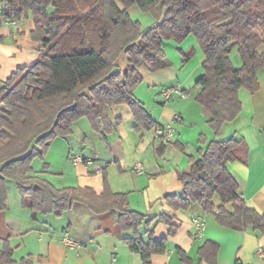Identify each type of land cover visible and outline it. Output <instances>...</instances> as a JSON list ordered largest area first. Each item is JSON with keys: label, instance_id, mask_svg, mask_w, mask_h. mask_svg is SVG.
<instances>
[{"label": "trees", "instance_id": "trees-1", "mask_svg": "<svg viewBox=\"0 0 264 264\" xmlns=\"http://www.w3.org/2000/svg\"><path fill=\"white\" fill-rule=\"evenodd\" d=\"M2 1L0 18L31 17L30 38L41 46L31 65L0 81V210L7 207L6 183L12 180L22 206L32 215L60 216L76 202L96 214L110 212L120 229L131 233L123 238L130 251L139 255L142 264H151L152 255L166 251V240L152 238L149 226L154 219L129 209L127 194L112 191L105 174L99 194L90 187L57 188L34 174L32 160L42 158L53 139L70 136L73 124L82 117L105 140L122 121L108 115L113 105H127L134 131L154 129L155 121L134 94L142 81L136 67L143 65L149 71L165 67L164 41L181 42L189 35L203 55L194 100L208 112L207 125L218 136L222 124L240 112L239 89L258 90L257 72L264 67V0ZM133 5L151 12L155 25L143 30L129 15ZM234 49L239 66L230 59ZM194 52L193 47L181 51L183 62ZM120 55L126 60L124 72L116 68ZM244 152L242 140L211 139L197 158L188 155L187 170L178 172L182 195L164 196L166 205L176 211L198 203L225 228L264 233V214L246 206L225 166L244 162ZM215 195L218 207L211 202ZM172 218L162 212L157 220L173 233ZM142 224L147 227V240L138 229ZM12 251L3 240L0 264H31L29 256L13 260ZM217 251V243L206 239L198 255L214 264ZM177 253L182 262L190 263L183 250L178 248Z\"/></svg>", "mask_w": 264, "mask_h": 264}, {"label": "crops", "instance_id": "crops-1", "mask_svg": "<svg viewBox=\"0 0 264 264\" xmlns=\"http://www.w3.org/2000/svg\"><path fill=\"white\" fill-rule=\"evenodd\" d=\"M3 6L4 2L0 0V10ZM9 21L0 18V81L17 69L31 65L37 59L41 46L30 38L33 29L31 17L22 18L15 24ZM179 50L184 51L182 48ZM198 53L196 49L195 54ZM165 59L168 65L153 71L143 65L136 67L142 81L134 94L144 103L155 123L171 122L174 132L170 144H160L154 137V129L134 131L133 117L127 105H113L108 108V115L110 118L120 116L122 121L105 136V140L91 132V128L80 119L73 124L72 134L63 139L68 141L77 127L81 149H86L89 144V151L81 154L64 150L61 165L49 157L41 168L32 165L33 172L57 188L90 187L97 194L102 191L105 174L112 191L127 194L129 209L144 214L146 219H154L149 226L152 238L166 240V251L152 255L151 264H187L180 260L178 248L190 259L188 264H211L201 260L198 255V248L206 239L218 245L214 264H264V233L251 228H225L216 222L213 213L204 212L198 203L174 211L163 199L166 195H182L178 172L187 170L188 155L197 158L213 138L232 137L243 142L244 162L227 163L226 169L237 185L236 192L245 199L246 206L264 214V67L257 72L258 90L249 93L246 89H239L240 112L232 121L222 124L218 136H214L207 125L208 112L193 99L198 88L193 98L188 99L180 81L182 68L179 70L172 61ZM202 59L201 53L198 62L196 60L199 66ZM235 60H231L233 65L239 66L240 60L237 57ZM116 68L125 71L124 55L117 59ZM198 73L202 71L198 69ZM166 82L174 83L170 86L183 90L186 98H179L176 94L168 99L156 96L165 88L162 84ZM152 92L156 101L148 100ZM129 126L131 131L127 128ZM94 135L105 143L107 153L99 141H92ZM75 156L89 159L90 163L75 162ZM135 164L140 167H135ZM97 168L101 171L96 172ZM9 191L7 185V207L0 210V248L3 240H7L13 250V260L18 262L29 256L31 264H142L139 255L130 251L123 240L131 233L123 232L110 212L96 214L76 202L60 216L50 213L32 215L30 209L22 206L16 187L11 194ZM211 202L215 207L220 205L216 195ZM225 208L232 210L229 204ZM162 212L173 215V233H170L168 224L157 220ZM194 217L205 221V229L200 235L192 222ZM64 229L81 244L79 249L63 246L60 233ZM138 229L142 239L147 240L146 225L142 224Z\"/></svg>", "mask_w": 264, "mask_h": 264}, {"label": "rangeland", "instance_id": "rangeland-1", "mask_svg": "<svg viewBox=\"0 0 264 264\" xmlns=\"http://www.w3.org/2000/svg\"><path fill=\"white\" fill-rule=\"evenodd\" d=\"M128 12H129L130 17L133 20H137L140 23V26L143 30L152 27L156 23V18L154 17V15L151 12L141 11L135 5L129 7ZM194 40H195L194 37L192 35H189L181 42H177L174 39H167L163 43V51H164L165 57L169 61H172L176 65V67H178L179 70L182 68L181 72L179 71L181 73V80L180 81H181V85L186 89L185 91L188 94V99L193 98V95L196 92V87L194 86V82L201 75L198 73V69H200L202 71L201 65L199 66V64H197L199 54H201V53H200L199 48L196 46ZM192 47L195 48V52H194L193 56L190 57L187 61L183 62V55L181 53L182 50H179V48H182L185 52H187ZM196 49H197V52H199L198 55L195 54ZM236 57H237V60L239 61L240 60L239 56L236 53V49H234L232 51V53L230 54V59L232 61H234ZM196 60H197V62H196ZM184 65H186V66H184ZM196 69H197V71H196ZM172 84H174V83H172ZM172 84H171V82H169V83L166 82L162 85H163V87L167 88V87H171L170 85H172ZM144 92H146V89ZM150 95H151V98L148 96V100L149 101H151V100L156 101V98L154 97L153 92ZM80 119H81L80 122H85L86 126L90 127V125H89V123L85 117H82ZM125 126H127V125H125ZM130 126H131V123H130ZM130 126L127 128H129V130L131 131ZM90 130H92V129H90ZM93 131L94 130H92L91 132H93ZM82 133L85 134V132H82ZM96 134H98V133H96ZM79 136H80V133L76 127L73 136L69 137L68 141L64 140L63 138L53 139V141L50 143V146H52L50 152L48 153V150L50 148V146H49L48 150L46 151V153L43 155L42 158L36 157L32 160V163H33L32 165L34 167L41 168L43 166V162L49 157L53 158L54 163L57 162L58 165H61L60 162L61 163L63 162L62 161V159H63L62 153L64 150L67 151L68 149L72 153L80 152L81 154H85L86 151H89L91 146L88 144L86 146V149L82 150L81 149L82 144H81L80 140H77ZM98 136H100V135L98 134ZM98 136L94 135V139L92 140V141H94V143L99 141ZM89 137H90V135H89ZM92 141H91V143H92ZM98 143L100 144V146L102 145V148L107 153L108 148L105 145V143L104 142L101 143L100 141ZM53 150H55L56 153H52ZM54 163H53V165H54ZM7 182H8L7 185L9 186V189H10L9 193L11 194L12 193L11 190L12 189L14 190L16 186H15L14 181H12V180H8Z\"/></svg>", "mask_w": 264, "mask_h": 264}, {"label": "built area", "instance_id": "built-area-1", "mask_svg": "<svg viewBox=\"0 0 264 264\" xmlns=\"http://www.w3.org/2000/svg\"><path fill=\"white\" fill-rule=\"evenodd\" d=\"M15 20H10L9 23L15 24ZM176 94L179 98H186V93L179 89L178 87H167L162 89L160 93H157L156 96L161 95L163 98L168 99ZM175 117H178L177 115ZM174 129L171 125V122L168 123H155L154 126V137L158 140V142L162 145L170 144L173 138ZM75 162H86L90 163L89 159H83L81 156H75ZM135 167H140L138 164H135ZM96 172H100L101 169L97 168ZM192 222L195 226V230L197 234H201L205 229V221L201 218L194 217L192 218ZM60 241L68 249L77 250L80 248L81 244L75 240L70 232L67 229H64L60 233Z\"/></svg>", "mask_w": 264, "mask_h": 264}]
</instances>
